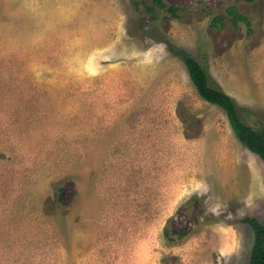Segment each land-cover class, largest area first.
Returning a JSON list of instances; mask_svg holds the SVG:
<instances>
[{
  "label": "rangeland",
  "instance_id": "1",
  "mask_svg": "<svg viewBox=\"0 0 264 264\" xmlns=\"http://www.w3.org/2000/svg\"><path fill=\"white\" fill-rule=\"evenodd\" d=\"M168 42L264 129V0H0V264L250 263L264 161Z\"/></svg>",
  "mask_w": 264,
  "mask_h": 264
},
{
  "label": "trees",
  "instance_id": "2",
  "mask_svg": "<svg viewBox=\"0 0 264 264\" xmlns=\"http://www.w3.org/2000/svg\"><path fill=\"white\" fill-rule=\"evenodd\" d=\"M160 5L165 7L162 2ZM167 45L173 55L184 60L190 78L202 98L226 111L232 129L239 140L264 161V129H256L243 121L235 98L221 88L212 87L208 69L186 49L171 42ZM244 221L250 224L255 231V243L249 264H264V224L255 218H246Z\"/></svg>",
  "mask_w": 264,
  "mask_h": 264
},
{
  "label": "crops",
  "instance_id": "3",
  "mask_svg": "<svg viewBox=\"0 0 264 264\" xmlns=\"http://www.w3.org/2000/svg\"><path fill=\"white\" fill-rule=\"evenodd\" d=\"M229 94V93H228ZM4 245H0V252L3 253L4 252ZM2 258H4V256L2 255ZM16 258V257H15ZM4 261V259H2Z\"/></svg>",
  "mask_w": 264,
  "mask_h": 264
}]
</instances>
